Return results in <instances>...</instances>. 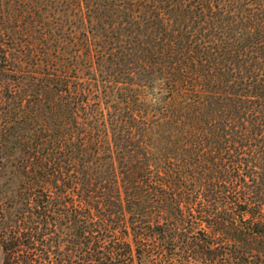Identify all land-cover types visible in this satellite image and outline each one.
<instances>
[{"label": "trees", "instance_id": "16d2710c", "mask_svg": "<svg viewBox=\"0 0 264 264\" xmlns=\"http://www.w3.org/2000/svg\"><path fill=\"white\" fill-rule=\"evenodd\" d=\"M49 1L73 75L0 3L3 263L264 264V0Z\"/></svg>", "mask_w": 264, "mask_h": 264}, {"label": "rangeland", "instance_id": "374dc122", "mask_svg": "<svg viewBox=\"0 0 264 264\" xmlns=\"http://www.w3.org/2000/svg\"><path fill=\"white\" fill-rule=\"evenodd\" d=\"M0 3L10 6L15 4L17 18L13 21V26L17 25L22 28L25 36L23 39H27V35L30 36L31 34L37 37L44 35L47 42H50V45L47 46V53L51 58L58 56L57 61L52 62V64L56 65V69L62 71L63 74L73 75L71 70L74 66L75 48L71 45L70 40L71 34L76 30V25L71 18L62 15L64 9L62 4L56 3L51 8L54 2L49 1L47 4L46 0H0ZM39 11L40 16L38 17L37 12ZM50 33L53 35L50 36ZM57 37H59V41H53ZM146 93H148L145 98L147 104L150 106L159 104L156 89H150ZM3 257V251L0 247V264H4Z\"/></svg>", "mask_w": 264, "mask_h": 264}]
</instances>
